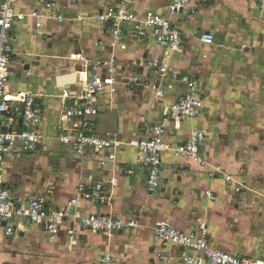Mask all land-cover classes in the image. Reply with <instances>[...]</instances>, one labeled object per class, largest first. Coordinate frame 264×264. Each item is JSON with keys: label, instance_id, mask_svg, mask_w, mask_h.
Returning <instances> with one entry per match:
<instances>
[{"label": "crops", "instance_id": "obj_1", "mask_svg": "<svg viewBox=\"0 0 264 264\" xmlns=\"http://www.w3.org/2000/svg\"><path fill=\"white\" fill-rule=\"evenodd\" d=\"M171 1L134 0L133 8L142 16L165 14ZM61 4L68 6L64 9L63 23L42 19V28H36V21L24 16L14 26V57L6 93L12 103L22 94L36 97L43 111L42 121L35 127L41 135V148L36 154L16 151L6 155L2 163L3 181L11 189L16 205L39 197L51 208L59 209L74 197L77 185L90 178L103 185L109 199L103 205L80 200L79 208L84 215L101 212L122 220L136 219L139 224L110 235L75 229L72 243L65 230L51 236L40 225L14 219L12 235L6 236L0 229V264H103L99 260L104 256L111 258L109 264H152L154 225L162 220L185 232L195 231L198 221H202L212 247L264 264V188L263 198L254 194L260 187L257 192L248 188L249 172L239 162L242 160L239 153L234 152L228 158L217 156L226 165L234 160L233 167L229 166L232 170L223 162L212 161L231 175L233 182L226 184L220 178H209V167H200L190 158L175 157L169 150L163 155L160 186L150 194L142 181L141 169L134 166L131 174H125L117 167H101L93 155L78 157L57 139L63 96L75 94L85 76L75 62L66 58L76 54L114 57L118 65L112 77L117 91L96 100L100 110L96 133L114 135L123 142L145 137L148 126L158 121L162 112L184 92L183 78H190L198 83L203 110L199 116L183 120L171 142H181L192 131L204 129L208 133L204 145L208 157V144L215 130L209 123L208 100L203 95L204 90L205 93L210 90L206 89L208 72L204 59L213 60L211 74L224 86L223 92L210 91L215 98L224 96L227 110L237 113L240 107L231 99L228 88L230 84L238 85L224 81L264 79V7L256 0H208L195 15L176 19L185 42L180 50H175L164 49L151 37L126 38L121 45L109 47L95 16L114 6L115 0H78L73 6L62 0ZM35 7V0L15 2L19 15H28ZM78 15L81 20H76ZM208 32L214 36L211 45L201 42L202 35ZM99 41L105 47L98 45ZM203 54L207 55L200 61ZM194 56L198 65L201 62L200 69L194 68ZM152 60H159L171 69L167 77L162 78V72L156 73L146 64ZM148 83L162 84L163 95L155 93ZM212 105L214 108L216 103ZM22 128L19 121L6 120L2 131ZM135 158L134 150L125 149L118 153L116 162L121 167H131ZM236 187H240L239 192ZM206 192L213 197H205ZM72 225L77 228L75 223ZM164 252L173 260L162 264H179L180 258L187 254L186 250L169 244Z\"/></svg>", "mask_w": 264, "mask_h": 264}, {"label": "built area", "instance_id": "obj_2", "mask_svg": "<svg viewBox=\"0 0 264 264\" xmlns=\"http://www.w3.org/2000/svg\"><path fill=\"white\" fill-rule=\"evenodd\" d=\"M16 1L0 0V229L6 236H10L14 232L12 221L21 219L40 225L51 236L65 230L72 241L76 235L75 229L110 235L136 228L139 224L136 219L122 220L101 212L83 214L79 208L80 200L103 205L109 199L103 185L93 182L90 178L88 182L77 185L74 197L70 198L63 208L53 209L46 200L39 197L29 198L19 205L14 203L13 193L2 178L4 157L16 151L28 155L38 153L41 148V135L35 127L43 118V111L34 95L22 94L18 96V101L12 103L6 93L10 79L9 67L14 57V26L24 16L34 19L36 28H42V19L63 23L66 20L64 9L68 7L61 4L62 0H35L36 7L28 15H19L15 11ZM67 1L72 6L78 2ZM206 1L208 0H172L166 6L165 14L151 13L142 16L134 11V0H115L114 6L96 15L95 20L101 23L111 48L121 45L126 38L151 37L164 49L180 50L185 39L176 19L183 15H195ZM256 1L264 7V0ZM81 19V16H76V20ZM213 40L214 36L210 32L201 37V42L205 45H211ZM98 45L105 47L103 41H99ZM66 60L75 62L85 76L76 93L63 96L61 102L57 139L64 148L78 157L85 154L93 155L99 166L117 167L121 173L131 174L134 166L141 169L142 181L150 194L160 186L162 159L164 153L169 150L175 157L190 158L200 167H209L207 170L209 178H220L226 184L233 182L231 175L226 174L221 167L209 166L204 152L208 134L206 130L192 131L185 140L175 144L171 142L183 120L195 118L202 113L203 96L199 92L196 80L183 78L184 92L162 113L158 121L148 126L145 137H133L123 142L114 135L99 136L96 133L97 117L100 113L96 100L112 96L117 91L116 81L112 77L118 65L116 58H90L85 54H76L68 56ZM146 64L156 73L162 72V75L168 73L167 71L171 72V69L159 60L146 61ZM177 77L180 78L176 76V79ZM151 88L158 95L164 93L162 84L151 85ZM6 120L19 121L23 128L2 131ZM125 149L136 152L135 163L131 167H121L116 162L118 153ZM239 188L236 187L235 191L239 192ZM205 197L212 198L213 195L206 192ZM71 223H75L77 228L71 226ZM152 237L154 250L152 264L168 263L173 260L169 253L164 252L168 244L187 251V254L180 258L179 264L258 263L248 256L212 247L207 238L206 224L202 221H198L195 231L189 232L179 230L167 221H158L154 225ZM99 262L109 264L111 258L104 256Z\"/></svg>", "mask_w": 264, "mask_h": 264}, {"label": "rangeland", "instance_id": "obj_3", "mask_svg": "<svg viewBox=\"0 0 264 264\" xmlns=\"http://www.w3.org/2000/svg\"><path fill=\"white\" fill-rule=\"evenodd\" d=\"M224 37H222L223 39ZM233 38V37H232ZM236 38V37H234ZM212 50V49H211ZM206 52H210V49H206ZM213 51V50H212ZM203 54L199 57L200 61L205 58ZM206 59V58H205ZM207 63V84L206 89L218 92L219 90L223 92L224 86L221 80L217 77H213L211 74L213 68V60H205ZM194 63V68L201 67L197 64L198 58L194 56L192 60ZM168 73L170 71H167ZM167 77L166 74L162 75V78ZM246 77V76H245ZM11 78V75H10ZM174 80L175 77H173ZM226 84L229 82L237 83L236 85H229V91L231 92V99L239 105L240 110L237 113H230L224 103L225 97L215 98V95L210 90H206L204 93L205 99L208 100L207 104L209 106V123L214 127L213 136H211V142L208 144V163L210 166L214 165V162H225V160L218 159L217 156H223L228 158V156L233 155V153H239L241 155L240 163H244L245 167L248 169V180L249 187L251 190L256 191L260 187L261 190L258 193H254L256 197L263 198L262 189L264 188V79H226L224 81ZM149 84V83H148ZM133 87L134 84H131ZM149 88L151 85L149 84ZM152 89V88H151ZM203 92V91H202ZM211 93V94H209ZM228 98V97H226ZM215 102L216 106L212 103ZM226 107V109H224ZM163 113V112H162ZM246 139V142H238L239 140ZM237 151V152H236ZM245 158V159H244ZM230 160L225 166L233 167ZM230 164V165H229ZM224 170L222 165L217 164ZM257 167V170H251L252 167ZM229 167V170L232 168ZM238 169V166H236ZM244 167V165H243ZM262 192V193H261ZM255 197V198H256Z\"/></svg>", "mask_w": 264, "mask_h": 264}, {"label": "water", "instance_id": "obj_4", "mask_svg": "<svg viewBox=\"0 0 264 264\" xmlns=\"http://www.w3.org/2000/svg\"><path fill=\"white\" fill-rule=\"evenodd\" d=\"M257 264H261L260 262H258Z\"/></svg>", "mask_w": 264, "mask_h": 264}]
</instances>
